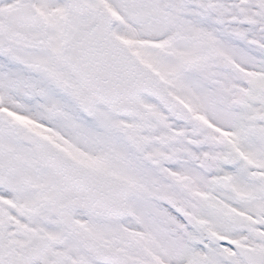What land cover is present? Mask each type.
Returning a JSON list of instances; mask_svg holds the SVG:
<instances>
[{
	"label": "snow or ice",
	"instance_id": "6c2138e0",
	"mask_svg": "<svg viewBox=\"0 0 264 264\" xmlns=\"http://www.w3.org/2000/svg\"><path fill=\"white\" fill-rule=\"evenodd\" d=\"M0 264H264V0H0Z\"/></svg>",
	"mask_w": 264,
	"mask_h": 264
}]
</instances>
